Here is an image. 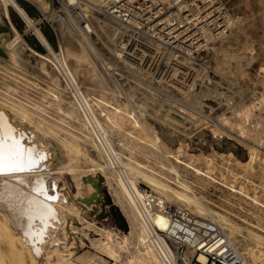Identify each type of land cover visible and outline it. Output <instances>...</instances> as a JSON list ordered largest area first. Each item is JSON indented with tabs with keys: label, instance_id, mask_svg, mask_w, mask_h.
<instances>
[{
	"label": "rangeland",
	"instance_id": "374dc122",
	"mask_svg": "<svg viewBox=\"0 0 264 264\" xmlns=\"http://www.w3.org/2000/svg\"><path fill=\"white\" fill-rule=\"evenodd\" d=\"M223 1L230 8L235 19L238 18L237 26L228 33V37L220 39L222 42L217 40L212 43V46L203 51L200 57L194 55L193 58L184 60L183 67L181 66L179 71L169 69L168 72L160 75L155 68L147 65V61L150 60L149 53L138 43L125 39L124 54L127 58L118 59L115 56V66L111 65V74H106L102 63L107 62L108 59L112 60L110 51L113 48L111 40L114 37L107 30L97 29V34L90 37L89 44L94 50L89 49V54L90 56L92 54L91 57H96L93 60L106 76L104 78L107 79L108 86L115 91H113L115 95L111 94L113 95L111 96L104 92L103 84L98 78L86 80L83 69L78 72V78L82 86L84 85L83 88L88 86L94 88L90 91L91 95L98 97L103 95L107 98L106 108H112L115 103L113 112L120 117L124 130L131 136L139 138L134 139L124 133L120 135L115 132L112 140L114 139L115 149L122 159L129 160L139 170L172 188L187 191L189 195L196 197L202 206L209 210L208 214L191 212L176 200L166 203L184 207L199 222L214 223L231 238L241 255L253 264H264V0ZM17 2L21 3L23 9L32 18L43 15L36 4L26 0H17ZM43 2L49 5L54 16L51 19L44 16L39 28L42 34L48 35V38L45 34L44 37L55 53L60 52L59 45L71 44L74 49H78L74 40L73 43L63 41V35L56 22L54 23L55 18H61L66 21L65 24H70L63 7L57 1L43 0ZM5 21L6 25L10 22L14 26L29 48L38 53H47L35 35L25 31L24 22L10 6H8V20ZM76 26V23L74 27L72 26L74 34L78 31V29L74 30ZM77 35L75 36L80 37ZM11 37L14 36L9 32L8 38L12 39ZM236 37L237 41H235ZM27 53L21 54L19 66L1 59L3 65L0 70H6L4 72L8 74L5 76L3 72L0 74L1 89L5 90L3 80L8 85L13 83L11 80L10 84L8 78L12 76L13 71V76L29 79L43 90L46 88L43 91L46 95V90L51 91L52 84L48 82L46 76L39 73L37 59L29 54L30 52ZM26 57L28 59H25ZM68 61L70 65L73 63L71 59ZM5 65H8V68ZM47 66L49 71L53 69L52 66V69L50 68L49 63ZM136 69L144 77L140 76ZM53 72L59 77L58 88L64 90L63 92L74 100L71 97L73 93L75 94L72 87L65 85L57 70L53 69ZM37 92L42 91L38 89L35 93ZM24 93H20L22 97L24 96L23 99H28L32 92ZM256 106L259 108L257 109ZM45 108L44 116L53 118L52 120L58 124L62 137H69L67 132L70 127L57 119L61 114L56 113L53 108ZM95 109L96 113H100L98 106L95 105ZM250 154L253 155L254 160L245 166L244 162L249 160ZM177 160L194 166L208 176L195 173L184 163H177ZM59 179L69 199L72 198V202L77 205L74 199L75 181L68 174H63ZM139 186L148 193L155 191L141 178ZM97 188L101 201L98 204H91L95 205L96 210L78 211L79 215L74 216L75 229L69 227L66 232L62 230L58 232L62 238L65 236L67 247L72 248L74 253L72 260L75 264H115L110 258L95 250L90 240L100 237L98 229L103 226L115 232L117 238L129 232L128 223L114 201L113 188L109 186L101 171L97 179ZM217 214L223 215L227 223L217 218ZM45 239L47 238L43 239L41 245L46 244ZM250 251L256 256L255 259L250 255ZM1 253L3 262L5 258L6 263H11L8 256ZM76 257L81 259L76 260ZM126 257L127 254L123 252L121 259Z\"/></svg>",
	"mask_w": 264,
	"mask_h": 264
},
{
	"label": "bare ground",
	"instance_id": "6f19581e",
	"mask_svg": "<svg viewBox=\"0 0 264 264\" xmlns=\"http://www.w3.org/2000/svg\"><path fill=\"white\" fill-rule=\"evenodd\" d=\"M28 1L36 4L47 19H51L54 16L51 11L52 9L43 0ZM62 1L65 4L66 1L70 3L72 0ZM0 5L2 8V15L0 16V67L3 65V60L1 59L8 61L12 65L19 66L21 54L30 52L29 54L37 59L39 73L46 76L48 82L52 84L51 91L46 90L47 93L45 95L43 91L46 88L43 90L41 87L38 88L34 82H30L29 79H19L17 76H13L12 73L14 72L12 71V76L8 77L10 78V84L11 80L13 81L12 86L4 83V80L5 90L1 89L0 86V113L3 114L2 119L17 129V136H19L21 131L23 132V140L21 142L25 146L34 144L32 148L36 152L47 156V159L40 161L31 170L0 174V252L5 253L11 262L6 263L5 258L3 262V257L0 256V259L2 257L0 264H75L72 260L74 255L72 248L70 246L67 247L64 234L62 233L64 236L62 238L58 232L60 230L66 232L69 227L75 229L74 216L79 215L78 211L86 209L96 210L94 208L95 205L91 204H98L101 201L97 188L99 171L104 173L107 183L113 188L114 201L120 207V211L128 223L129 232L117 238L115 237V232L103 226V228L98 229L100 237L90 240L91 246L102 255L110 258L115 264H167L156 246L149 240L150 230L146 217L150 213L147 206L144 205L143 190L139 186V179L141 178L147 182L155 190L153 193L145 192L146 195L153 199L156 198L165 203L176 200L182 206L184 205L186 208H189L191 212L201 215L208 214L209 210L203 207L196 197L189 195L187 191L174 189L163 181L146 174L129 160H123L119 152L116 151L115 141L114 139L112 140L115 132L117 131L120 135H123V133L126 136L131 135L124 130L120 117L113 112L115 110V103L111 104L112 108L108 109L105 106V99L107 98L103 95H100V97L91 95L90 91L94 88L89 86L83 88L84 85L82 86V82L78 78V72L82 69L86 80L98 78L103 84L102 89L104 92L111 95L114 91L113 88H110L111 86H108L107 79H105L106 76H104L98 64L93 60L96 57H91L92 54L91 56L89 54V49L94 50L89 44L91 43L90 38L81 28L77 31L78 35L76 31L75 34L73 33L75 23L72 18L65 15L66 19H70V24H65L66 21L61 18L54 17L55 21L53 19L52 21L56 22L61 35H63V41L73 43L74 40L77 43L78 49H74L71 44L70 46L62 43L64 46L58 44L60 52L55 53L41 31L31 24L27 13L17 0H0ZM8 6L13 8L31 25L38 40L45 47L46 54L38 53L29 48L10 22H8V29L4 28L5 19L8 20ZM237 19L236 21H239ZM75 28L74 30L78 29L77 26ZM114 29L117 31L118 27H114ZM9 32H12L14 36L13 38L11 37L12 39L8 38ZM75 35L80 37H76ZM238 37L240 38V36ZM237 39L236 37L235 41ZM111 41V43L115 44L113 39ZM110 52L112 53V60L108 59L104 63V70L108 75L111 74V65L116 50L112 48ZM228 53L230 52L228 51ZM200 55L201 52L197 54V58ZM28 57L25 59H28ZM68 59H71L73 65H70V60L68 61ZM95 60L97 61V59ZM47 63L50 64V68L52 66L64 78L65 85L72 87L75 94L73 93L71 97L74 100L67 96L63 92L64 90L62 91L61 88H58L60 87L59 77L53 72L52 68L51 71L48 70ZM8 65L5 66L8 68ZM1 70L0 74L3 72L5 76L7 73L4 71L6 70ZM136 71H138L137 73L140 76L144 77L138 69ZM17 74L21 75L20 73ZM34 87L35 90H33ZM38 89L42 92L35 93ZM23 91L32 92L27 97L28 99H23L24 96L22 97L20 94L24 93ZM15 94H20V99V95L16 96ZM259 102H257L258 105ZM95 105L100 108V113H96ZM45 107L53 108L52 110H56V113L61 114L60 118L57 116V119H60L61 123L70 127V130L67 132L69 137H62L58 124L52 120L53 118L50 119L44 116ZM238 126L240 127V125ZM134 139L139 138L134 137ZM157 141L155 140V143ZM228 156L231 157V154L228 153ZM253 160L254 157L250 154L249 160L244 162L246 163L245 166L251 164ZM176 162L184 163L178 160ZM185 165L195 173L208 176L194 166ZM63 174L70 175L75 181L76 193H74V199L77 205L72 202V198L69 199V195L65 192L64 186L59 181V178ZM41 186L49 196L56 197V199L48 202L54 211L50 214H45L46 226L41 223V220L38 218L40 214L32 203L33 200L43 199L36 191ZM140 202L144 205L143 211L139 207ZM145 212L148 214H145ZM217 216L221 221L227 223L223 215L217 214ZM150 220L161 229L166 227L167 220L159 213L151 216ZM41 233H43L42 241L44 238H47L45 239L46 244L41 245L42 241L39 238ZM40 245L41 249H39ZM37 249L40 252L39 256L36 255ZM123 252L127 254V257L121 259ZM250 255L255 259L256 256L251 251ZM79 259L81 258L76 257V260ZM198 260L201 263L206 262L205 257L201 254L198 255Z\"/></svg>",
	"mask_w": 264,
	"mask_h": 264
},
{
	"label": "built area",
	"instance_id": "2783aa9c",
	"mask_svg": "<svg viewBox=\"0 0 264 264\" xmlns=\"http://www.w3.org/2000/svg\"><path fill=\"white\" fill-rule=\"evenodd\" d=\"M55 1L89 38L95 36L97 29L111 32L116 50L112 65L115 66V56L127 58L124 40L128 39L149 53L147 65L160 75L169 69L179 71L184 60L226 37L237 22L223 0H72L65 4L62 0H52ZM19 16L25 31L37 38L31 25ZM27 16L41 31L44 15ZM114 27H118L117 31ZM143 199L150 213L146 217L149 240L167 264H251L214 223L196 222L184 207L153 199L144 190ZM144 205L139 203L142 211ZM158 213L167 220L164 229L150 220ZM200 254L205 257V263L198 260Z\"/></svg>",
	"mask_w": 264,
	"mask_h": 264
},
{
	"label": "snow or ice",
	"instance_id": "6c2138e0",
	"mask_svg": "<svg viewBox=\"0 0 264 264\" xmlns=\"http://www.w3.org/2000/svg\"><path fill=\"white\" fill-rule=\"evenodd\" d=\"M2 116L3 114L0 113V174L31 170L40 161L47 159V156L36 152L31 146H25L21 142L23 132L21 131L17 136V129L7 124ZM36 191L43 199L33 200L32 203L40 214L38 218L41 223L46 226L45 214L54 211L48 202L56 199V197L49 196L42 186L37 188ZM39 238L42 241L43 233L40 234ZM36 255H40L39 249L36 250Z\"/></svg>",
	"mask_w": 264,
	"mask_h": 264
},
{
	"label": "water",
	"instance_id": "95a60500",
	"mask_svg": "<svg viewBox=\"0 0 264 264\" xmlns=\"http://www.w3.org/2000/svg\"><path fill=\"white\" fill-rule=\"evenodd\" d=\"M4 28L7 30L8 29V25L5 24ZM33 146H34V144L31 145V147H33Z\"/></svg>",
	"mask_w": 264,
	"mask_h": 264
},
{
	"label": "trees",
	"instance_id": "16d2710c",
	"mask_svg": "<svg viewBox=\"0 0 264 264\" xmlns=\"http://www.w3.org/2000/svg\"><path fill=\"white\" fill-rule=\"evenodd\" d=\"M20 5H21V3L20 2H18ZM22 7V6H21ZM23 8V7H22ZM26 12V11H25ZM45 34V36L48 38V35L46 34V33H44Z\"/></svg>",
	"mask_w": 264,
	"mask_h": 264
},
{
	"label": "crops",
	"instance_id": "0c3cea01",
	"mask_svg": "<svg viewBox=\"0 0 264 264\" xmlns=\"http://www.w3.org/2000/svg\"><path fill=\"white\" fill-rule=\"evenodd\" d=\"M26 1H28V0H26Z\"/></svg>",
	"mask_w": 264,
	"mask_h": 264
}]
</instances>
